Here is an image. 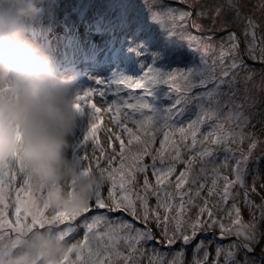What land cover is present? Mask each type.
<instances>
[{
	"label": "snow or ice",
	"instance_id": "snow-or-ice-1",
	"mask_svg": "<svg viewBox=\"0 0 264 264\" xmlns=\"http://www.w3.org/2000/svg\"><path fill=\"white\" fill-rule=\"evenodd\" d=\"M228 2L230 7H234L232 0ZM149 11L153 22L161 25V29L170 38L177 34L176 28L187 27V20L192 15L191 12L178 11L171 7L160 8L155 12L149 7ZM236 14L239 17V9H236ZM164 19L172 21L171 30L164 27L162 23ZM247 23L248 27L244 34L251 37L247 45V55L253 61L264 64V44L258 48L256 25L250 18ZM179 36L188 42V47L193 52H199L196 37L183 32L179 33ZM227 39L228 47L222 43L211 64L205 59L209 55L205 50L200 55L198 65L182 71L163 73L149 66L139 79L124 75L108 81L97 79L96 85L106 84L107 87L91 88L77 93L74 107L80 116L87 115L88 121L85 130L74 139L72 149L74 158L82 162L89 160L86 152L81 157L80 148L90 140L97 146L100 144L97 133L102 123L100 115L102 109L97 103L92 102L93 96L100 98L98 102L104 106L103 111L113 113L112 122L128 137L126 145L120 134L113 133L115 139L119 141V150L113 149L112 154L106 157L105 168L100 167V158H94L96 170L111 182L107 198L101 194V184L97 185L87 206L79 212L69 213L53 206L57 194L54 188H49L47 198L43 196L33 198V184L25 175L23 168L12 163L0 164V264H21L14 257L15 240L18 235L24 234L26 230L44 229L46 225L58 223L65 224L66 227L59 230L48 228L60 241L70 243L66 238L71 237L79 229L84 230L83 239L71 243L69 248L70 254L75 253V261H70L69 256H65L64 264H142L146 256L148 264H183L187 246L194 241L196 243L193 248V264H209L208 247L211 242L206 244L202 239L197 241L200 233L218 229L219 239L236 236L245 241H254L255 216L253 215L250 223L245 224L237 197L241 195L242 190L245 207L250 210L258 209L260 217L264 219V207L255 205L251 200L246 183L249 165L253 161L254 151L258 145L253 133L243 132V128L249 124L243 112V105H235L233 101L235 111L229 109L227 121L235 127L226 128L222 119L223 108L228 105L227 103L220 105L219 101L222 96H228L229 100H233L236 95L233 89L237 77L241 71L248 72V66L240 55V40L236 33H227ZM217 67L220 68L219 75H216ZM246 79H251V72H248ZM173 81H184L185 87L183 89L176 87L171 83ZM113 85L116 86L115 90L112 88ZM161 85H168L170 89L164 93V98L172 101L167 107L157 105L156 93ZM197 87L203 91L195 96L188 94ZM225 87L230 91L224 92ZM125 89L133 91L121 95ZM136 89H141L142 94L135 95ZM172 89L177 93L175 97L171 95ZM109 95L113 97L110 100ZM193 102L197 108L195 119L186 126H178L177 118L182 117ZM146 112L151 115H145ZM209 121H215L210 125L212 130L203 137V140H199L200 127ZM129 122L135 126V131L128 126ZM235 128H240L241 131L237 132ZM174 132L179 133V140L173 138ZM158 135H161L162 139L159 141V148L153 151ZM189 139L190 143H188ZM245 141L248 143L247 151L240 147ZM205 142L225 153L222 161L218 160L211 148L203 146ZM198 143L201 144L199 148H197ZM133 144L136 147H131ZM232 144H237L238 151L232 149ZM185 152L189 153L187 158ZM99 153L100 157H105L104 148H99ZM117 157H119V167L113 168V161ZM145 157H150L152 163H144ZM158 158L160 165H165V160L168 161L167 165L157 166ZM196 162H199L200 167L198 173L194 175L193 165ZM206 164H212L213 167L208 169L205 167ZM178 165L184 167L177 171ZM149 169L154 177V183L148 178ZM92 170L90 161L88 166L82 168V174L88 175ZM9 173L10 180L5 181L3 177ZM18 175L22 177V182L20 187L15 189V222L13 223L8 218L11 205L8 202L7 187H14L12 182ZM138 175L143 176L142 184L138 182ZM172 177H175L174 181ZM43 189V187L37 188V190ZM255 191L253 183L251 192ZM21 193L28 199L25 200ZM74 193L73 182L70 194ZM202 193L206 194L202 195ZM152 198L155 199L154 205L150 204ZM38 201H42V207ZM49 207L55 209L51 219L45 216V210ZM192 208L197 209L194 218L190 214ZM213 208L217 211L214 212ZM100 209L106 211H95ZM220 212L223 215H219ZM87 213L92 214L85 215ZM111 213L126 214L132 217V221L124 219L123 216L113 217ZM29 217H31L30 222ZM79 217L83 219L76 224L75 221ZM133 221L142 223L144 227H138ZM149 224H155L159 229L161 240L165 242L166 247L171 248L177 242L181 243L180 249L171 254V259L167 258L168 253H161L158 248L152 246L154 241L156 243L161 241L157 240L152 229L148 227ZM5 229H11L16 233L15 238L9 236ZM5 237H8L7 241ZM239 247L252 251L248 244L234 243L228 249L217 246L213 264H219L222 254L224 264H237L235 249ZM149 251L151 255H148Z\"/></svg>",
	"mask_w": 264,
	"mask_h": 264
},
{
	"label": "rangeland",
	"instance_id": "rangeland-1",
	"mask_svg": "<svg viewBox=\"0 0 264 264\" xmlns=\"http://www.w3.org/2000/svg\"><path fill=\"white\" fill-rule=\"evenodd\" d=\"M178 1V2H174ZM65 2L61 5L62 14L69 13L67 10L74 6L78 5L81 7H86L84 2L80 3L76 0H54L52 3V11L46 16L47 21L54 17V13L57 12V7H55V3ZM121 4V5H119ZM232 5L234 7L229 6L228 0H97L96 5H91L95 11L91 14V16H96L98 14V19L103 21H108L110 23L122 22L125 19V15L119 7L123 10H127L125 7L129 6L130 11V21L125 24V33L130 36V47H132L131 53L123 60V64L121 68H117L110 72H104L100 69H95L92 71L90 75H78L77 77V86L79 92L91 88H100L105 89L107 86L105 85H96V80H104L108 81L112 78L120 75H124L130 78L139 79L142 77V73L146 70L147 67L151 66L163 73L171 72V71H182L189 67L198 65L200 63V55L205 50L209 53L205 57V59L211 64L212 60L217 56L221 44L225 47H228L229 41L227 39V33L234 32L240 40V55L246 59V64L248 66V72H251V79L247 80L246 77L248 72L241 71L239 76L237 77V83L234 86L236 95L233 97V100H229L228 96H222L219 98L220 105H224L227 103L228 107L223 108V119L222 122L225 124L226 128L235 127L234 124H229L227 121V113L229 109L235 111V105H243V112L245 117L248 118L249 124L247 127L243 128L244 133H253L254 138L257 141V148L254 151V157L252 163L249 165V175L247 178V186L249 188L250 198L257 206L264 207V69L263 64L253 61L247 55V45L251 41L250 36H245V29L248 27V19L250 18L256 25L255 33H256V44L259 48L262 44H264V0H232ZM109 6H113V9H117L116 13L112 14L110 10H108ZM149 7L153 12L159 10L160 8L171 7L178 11H187L191 12V17L187 20V27L185 28H176V35L171 38L167 35V33L161 29V25L153 22L151 18V12L149 11ZM112 9V10H113ZM236 9H239V17L236 14ZM217 10H219V15H217ZM100 14H99V13ZM113 16V18H111ZM32 23V22H31ZM30 23V24H31ZM164 27L168 30L172 29V21L168 19H164L162 21ZM180 23V22H178ZM29 24V25H30ZM189 25H191V29H195V32L198 33L197 36H194L198 40L199 44V52H193L188 47V42L186 40H182L179 36V33L183 32L185 34H190ZM157 31L160 37H167L166 40L162 39L160 49L164 58L161 59L160 63H157L160 54L156 51H153V47L150 44L153 42L151 39V28ZM160 31V32H159ZM199 31V32H197ZM140 35V37H136ZM195 34V33H194ZM192 35V34H191ZM193 36V35H192ZM40 35L38 38L40 39ZM139 41H136V39ZM154 40V39H153ZM167 46V47H166ZM148 53V57L146 54ZM134 60V62H133ZM82 68L77 71H81ZM109 74V77L105 75ZM220 74V68L217 67L216 75ZM198 79V78H197ZM176 87L184 88L186 82H171ZM82 87V88H81ZM123 89V85L120 86ZM160 89L156 93L157 96V105L160 107H167L171 104V100L164 98V93L170 91L168 85L159 86ZM113 90H115L116 86H112ZM224 92H229V88L225 87ZM133 91L132 89H125L121 92V95H127L128 92ZM202 91L201 88H193L189 95L195 96L196 94ZM135 95L142 94L141 89H136L134 92ZM171 95L175 97L177 93L174 89L171 90ZM112 96H108V99H112ZM99 97L93 96L92 102L97 103L98 107H101L102 111L100 115L102 116L101 127L98 130L97 136L100 141V144L97 146L91 140L83 147L80 148V155L83 157L85 152L87 153L89 160L83 161L84 166H88L89 162H92V168L96 170L94 158H100V167L105 168L107 166L106 157L112 154L113 149L119 150V141L115 139V135L113 133L120 134L121 138L124 140L127 145L128 137L126 134L117 128V126L112 122L113 113L103 111V105L99 103ZM127 111V109H124ZM87 111V109H86ZM197 112V108L195 106V102L189 105L187 110L185 111L182 117L177 118L178 126H186L188 122L195 119V115ZM145 115H151V113H145ZM139 118V117H137ZM88 116H80L79 118V132L78 135L81 134L86 126H87ZM215 121H209L202 125L199 129L198 139L203 140V137L206 136L212 129L210 125L214 124ZM129 127H132L135 131V126L130 122L128 123ZM109 129L111 131H109ZM235 131H241L240 128H235ZM82 138V137H81ZM173 138L179 140V133L174 132ZM162 139L161 135L157 136L156 144L153 146V151L159 148V141ZM190 139L188 143H190ZM111 143V147L109 144ZM204 147L211 148L218 158L219 161H222L225 153L216 146L211 145L209 142H205L203 144ZM104 148L105 157H100L99 148ZM131 147H136L133 144ZM201 147V144L198 143L197 148ZM234 151H238L237 144L231 145ZM245 151H247L248 143L245 141L243 145ZM185 158L189 155V153L185 152ZM119 157L113 161L112 167L118 168ZM258 161V163H257ZM144 163L151 164V158L145 157ZM157 166L164 167L167 165L168 161L165 160V165H160L159 158L156 161ZM184 166L178 165L177 171L181 170ZM200 164L196 162L193 165V174L195 175L199 171ZM206 168L211 169L213 167L212 164H206ZM223 171V170H221ZM10 173L5 175L3 178L5 181H8ZM148 178L150 181L154 183V177L152 176L151 170L148 171ZM173 181L175 177H172ZM22 182V177L20 175L17 176V179L13 182L14 187L8 186L7 191L10 195L13 189L19 188ZM138 182L140 184L143 183V176L138 175ZM255 184L256 191L251 192V187ZM111 187V182L106 179L101 184V194L104 198H107L109 189ZM118 191V190H117ZM49 189L45 188L43 190H37V187L33 186L32 195L33 198H38L40 196H44L47 198ZM206 193H202L205 195ZM21 195L25 200L28 199L27 196H24L23 193ZM15 199L16 192L14 193V199L11 200V204L13 207L10 208V216L8 217L13 223L15 222L14 218V207H15ZM215 203V201H213ZM237 202L240 204L242 217L245 224L250 223L253 220V215L255 216L256 222V239L254 241H245L244 239H238L236 236H228L225 239H219L220 233L218 229H214L207 233H200L197 236L198 240H204L206 244L209 242L210 245L208 247L209 255V264H213L216 255L217 246L222 247L223 249H228L232 244H248L251 247L252 251H247L244 247H239L235 249L236 257L235 260L237 264H264V219L260 217V212L258 209H249L245 207L243 204V194L241 190V195L237 197ZM40 206L42 207V201H38ZM197 203H201V201H197ZM150 204H155V199H150ZM231 204V201L229 202ZM211 206V205H210ZM97 212H105L106 210L100 209L95 210ZM213 211H217L216 208H213ZM197 209H191V215L194 218L196 215ZM55 214L54 207H49L45 216L48 219ZM92 213H87L85 215L90 216ZM219 215H223L222 212L218 213ZM113 217L123 216L124 219L132 221V217L127 216L126 214H113ZM83 217H79L75 223L79 224ZM28 221H31V217L28 218ZM137 223L138 227H144L142 223ZM227 223V221H225ZM52 227L54 229H63L66 227L65 224H55V225H46V227L42 230L40 228H36L34 230L44 231L46 228ZM150 227L156 236L157 240H160V243L153 242L154 247L158 248L161 253H168V259H171V254L175 251H178L181 247V243L177 242L171 248L165 246V242L161 240L160 231L156 228L155 224H149ZM9 233V236L15 238L17 235L13 233L11 229H5ZM83 229H79L76 233H74L71 237H68L70 243H75L77 240L83 239ZM8 237H5V241H7ZM196 241H194L191 245L187 246V249L184 254L183 264H193V248L195 247ZM148 255H151V252H148ZM70 261H75V253L70 254ZM142 264H148L147 256L142 260ZM219 264H224V255L222 254L220 257Z\"/></svg>",
	"mask_w": 264,
	"mask_h": 264
},
{
	"label": "clouds",
	"instance_id": "clouds-1",
	"mask_svg": "<svg viewBox=\"0 0 264 264\" xmlns=\"http://www.w3.org/2000/svg\"><path fill=\"white\" fill-rule=\"evenodd\" d=\"M45 3L54 0H0V164L22 167L34 187L56 190L54 207L76 213L107 178L97 170L83 175V162L72 156L77 77L59 74L55 57L29 33ZM70 247L50 228L26 230L16 237L14 257L21 264H64Z\"/></svg>",
	"mask_w": 264,
	"mask_h": 264
},
{
	"label": "trees",
	"instance_id": "trees-1",
	"mask_svg": "<svg viewBox=\"0 0 264 264\" xmlns=\"http://www.w3.org/2000/svg\"><path fill=\"white\" fill-rule=\"evenodd\" d=\"M174 2H178V1H174ZM119 5H121V4H119ZM127 8V11H125V12H127L128 14L130 13V11H129V6H126ZM191 27V25H189V33L190 34H192L193 36H197V34L198 33H196L195 32V29H191L190 28ZM151 28V27H150ZM150 33H151V39H152V41L154 42V48H155V51L156 52H158L159 54H160V57L158 58V60H159V62H160V60L162 59V58H164L163 56H161V54H163V52H161L160 51V49L162 48V45H161V41H162V39H164V40H166L167 39V37H160L159 38V34L157 33V31L156 30H154L153 28H151V31H149ZM160 32V31H159ZM197 32H199V31H197ZM195 33V34H194ZM164 34H165V32H164ZM166 35V34H165ZM154 39V40H153ZM167 47V46H166ZM243 59H244V61L246 62V59L243 57ZM263 69H264V64H263ZM175 82V81H174ZM202 91H203V89H202Z\"/></svg>",
	"mask_w": 264,
	"mask_h": 264
},
{
	"label": "bare ground",
	"instance_id": "bare-ground-1",
	"mask_svg": "<svg viewBox=\"0 0 264 264\" xmlns=\"http://www.w3.org/2000/svg\"><path fill=\"white\" fill-rule=\"evenodd\" d=\"M82 31H83V28H82Z\"/></svg>",
	"mask_w": 264,
	"mask_h": 264
}]
</instances>
